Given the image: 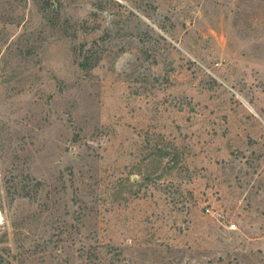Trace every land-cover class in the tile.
I'll return each instance as SVG.
<instances>
[{
	"label": "rangeland",
	"instance_id": "1",
	"mask_svg": "<svg viewBox=\"0 0 264 264\" xmlns=\"http://www.w3.org/2000/svg\"><path fill=\"white\" fill-rule=\"evenodd\" d=\"M0 210V264H264V0H0Z\"/></svg>",
	"mask_w": 264,
	"mask_h": 264
},
{
	"label": "bare ground",
	"instance_id": "2",
	"mask_svg": "<svg viewBox=\"0 0 264 264\" xmlns=\"http://www.w3.org/2000/svg\"><path fill=\"white\" fill-rule=\"evenodd\" d=\"M1 217H2V212H1V210H0V219H1Z\"/></svg>",
	"mask_w": 264,
	"mask_h": 264
},
{
	"label": "built area",
	"instance_id": "3",
	"mask_svg": "<svg viewBox=\"0 0 264 264\" xmlns=\"http://www.w3.org/2000/svg\"><path fill=\"white\" fill-rule=\"evenodd\" d=\"M236 227V225H233V228H235Z\"/></svg>",
	"mask_w": 264,
	"mask_h": 264
}]
</instances>
